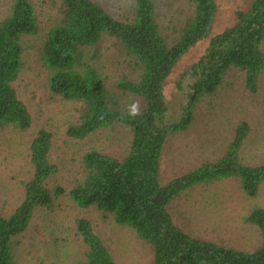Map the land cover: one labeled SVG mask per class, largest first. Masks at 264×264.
Returning <instances> with one entry per match:
<instances>
[{
  "label": "trees",
  "instance_id": "16d2710c",
  "mask_svg": "<svg viewBox=\"0 0 264 264\" xmlns=\"http://www.w3.org/2000/svg\"><path fill=\"white\" fill-rule=\"evenodd\" d=\"M183 1L187 14L166 34L153 0H131L117 16L95 0H43L52 15L39 50L47 86L53 95L79 105L67 134L83 139L121 125L129 142L123 157L87 150L82 175L66 190L49 184L58 169L50 160L52 135L40 129L29 145L32 172L23 182V199L11 213H0V264H16L17 238L34 213L51 210L64 194L75 207L94 209L130 227L149 244L151 264H264L263 207L252 205L244 216L257 232L252 250L194 235L170 212L187 191L224 180L236 181L250 198L258 194L264 154L250 162L241 155L248 122H237L224 146L194 160L185 172L163 181L160 169L168 138L187 130L195 106L232 84L231 76L238 75L250 93L258 90L264 77V0H251L249 8L236 11L232 25L212 36L217 0ZM39 31L35 3L13 0L0 20V130L31 126L14 82L24 67L26 41ZM208 37L203 53L181 73V80L189 79L187 99L173 116L165 81L177 61ZM133 105L136 115L129 114ZM75 225L85 247L83 264H116L87 218H77Z\"/></svg>",
  "mask_w": 264,
  "mask_h": 264
},
{
  "label": "rangeland",
  "instance_id": "374dc122",
  "mask_svg": "<svg viewBox=\"0 0 264 264\" xmlns=\"http://www.w3.org/2000/svg\"><path fill=\"white\" fill-rule=\"evenodd\" d=\"M13 0H0V20L11 8ZM40 20V31L26 41L24 67L14 82L18 96L32 117L25 131L0 130V213L9 214L24 196L25 182L32 172L29 145L40 129L52 135L50 160L57 173L49 184L69 189L82 175V156L93 148L123 157L127 153L129 133L121 125L98 130L83 139L67 134L68 124L77 115L78 104L53 95L47 86L48 71L39 60L41 36L48 26V2L32 0ZM112 15L131 4V0H95ZM158 21L166 34L174 32L187 14L183 0H153ZM251 0H217L212 33L223 31L235 22L237 10L249 8ZM209 37L197 42L174 65L165 81L164 93L170 102L171 115L176 116L187 99L189 79L181 73L203 53ZM237 77V80L234 79ZM238 75L232 84L223 87L213 98L195 106L187 130L170 136L163 150L161 178L166 181L185 172L194 160L210 155L231 138L233 126L242 120L250 125L248 140L241 155L252 161L264 154V77L258 90L250 93ZM184 78V77H183ZM180 81V86L177 82ZM264 208V184L255 197L246 196L234 180H224L187 191L170 210L174 221L194 235L211 238L234 247L252 250L257 244V232L244 221L250 206ZM87 218L116 264H151L152 250L128 226L117 224L112 216L94 209L82 210L64 194L51 210L38 209L27 231L20 235L15 248L16 264H83L85 247L76 235L75 220Z\"/></svg>",
  "mask_w": 264,
  "mask_h": 264
},
{
  "label": "clouds",
  "instance_id": "9594fccd",
  "mask_svg": "<svg viewBox=\"0 0 264 264\" xmlns=\"http://www.w3.org/2000/svg\"><path fill=\"white\" fill-rule=\"evenodd\" d=\"M130 115H136L138 114V109L135 105H133L131 108H130V112H129Z\"/></svg>",
  "mask_w": 264,
  "mask_h": 264
}]
</instances>
